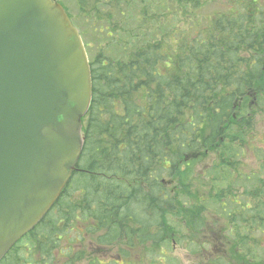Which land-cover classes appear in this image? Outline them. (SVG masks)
I'll list each match as a JSON object with an SVG mask.
<instances>
[{
  "label": "trees",
  "instance_id": "1",
  "mask_svg": "<svg viewBox=\"0 0 264 264\" xmlns=\"http://www.w3.org/2000/svg\"><path fill=\"white\" fill-rule=\"evenodd\" d=\"M181 1L193 10L186 29L169 24L159 0L80 1L94 34L90 47L81 32L92 79L82 154L51 210L0 264H74L104 248L158 243L166 229L160 209L170 205L162 176L175 174L181 185L192 164L186 156L220 137L230 142L225 155L234 141L245 143L264 105V0L204 26L193 19L201 0ZM250 51L257 73L243 56ZM251 99L259 108L237 121ZM258 219L264 223V212Z\"/></svg>",
  "mask_w": 264,
  "mask_h": 264
},
{
  "label": "water",
  "instance_id": "2",
  "mask_svg": "<svg viewBox=\"0 0 264 264\" xmlns=\"http://www.w3.org/2000/svg\"><path fill=\"white\" fill-rule=\"evenodd\" d=\"M92 95L77 29L54 0H0V260L57 200Z\"/></svg>",
  "mask_w": 264,
  "mask_h": 264
},
{
  "label": "rangeland",
  "instance_id": "3",
  "mask_svg": "<svg viewBox=\"0 0 264 264\" xmlns=\"http://www.w3.org/2000/svg\"><path fill=\"white\" fill-rule=\"evenodd\" d=\"M57 1L66 8L73 23L79 31L84 33V38H87L86 41L91 47L94 41V34L90 29L91 21L87 20L85 16L81 14V0ZM82 1L86 2V0ZM247 1L248 0H201L202 5H199V9L194 12L193 19H197V21H200L204 26L205 23L214 22L218 15L222 16L224 14V16H226L227 14H233L241 16L244 13ZM147 2L148 0H146V3ZM159 3L167 9L166 13L168 16L166 19H169V24L172 20H175L177 22L174 24L179 26V28L182 27L183 29H186L187 25L192 21L191 14L193 10L190 8L185 9L182 1L179 3V0H159ZM172 7L174 10H172ZM158 11L160 12L161 10L159 9ZM246 19L247 15L244 20ZM243 56L245 61L251 64L249 65V71L253 73L259 72L260 65L256 67V63L252 58V52H247V55ZM243 66L247 65H240L238 68L243 69ZM261 70L264 71V66ZM245 71H248V69L246 68ZM257 106L258 105L253 102L251 104V109H255ZM247 108L241 116L238 113L235 114L237 121L242 120L244 116L247 117ZM254 133L257 134V136L251 138ZM263 138L264 105L262 106V110H258V113L254 116L251 122L250 132L247 134L244 145H240L239 143L236 147L237 143L234 141L236 153L235 158H230L232 150L234 149L232 144L228 156H223L222 151H214L205 155L202 157L201 161L193 165L192 174L189 178L192 182L190 189L194 199L208 193V186L211 188L216 183V175L222 176L227 172L229 162L235 163L236 166H238L241 161L237 170H241L242 175L247 176V174H254L255 177L258 176L259 179L264 180V168L261 169V166L264 165V157L260 161L258 160L259 156L264 155V152L259 150L261 145H263L262 149L264 151ZM226 142H229V139H226ZM255 147L257 150L252 151V148ZM228 172L231 175L236 176V173H232L231 171ZM164 182L165 185L161 188L169 194V198L173 196L177 198V191H180V187L179 184H177L176 179L174 177H164ZM253 182L257 183L255 187H253ZM253 182H251L252 187H250L247 185V181L244 183L239 181L238 184L234 188H231L227 193L228 201L223 204L209 203L206 210L205 208H201L204 210V215H201L200 218H198V229L193 226L189 229V223L181 222L184 227L183 237L185 239L179 242V244L175 243L176 240L171 244V234H165V231V235H163V232L160 231V234L163 235V238L166 240L158 246L153 244L149 248L151 252L146 250L148 245L144 248L127 250L123 248V244L115 248H104L102 249L104 250L102 252L97 251L94 254H90L91 256H89V259L87 255L86 258H82L78 261L75 260L74 264H91L90 262H95V260L96 262L100 260L101 264H159L160 260L163 258H170V262L174 264H207L210 261L213 262L211 264H228V261L231 259L237 264H242L244 261V254L247 255L246 264H264V225L262 226L259 221L255 219L253 225H251L252 227H249V221L242 217L246 213L247 216L251 214L252 208L256 207V204H252L253 202L256 201L259 205L260 201H264V198H262V195L260 194L264 191V181L262 183L257 181ZM254 188L256 191V197H258L256 200L247 196V191ZM180 199L175 200L174 204L176 203V205H178ZM260 207L264 212V205H260ZM188 208V205L183 207V209ZM162 211L165 210L162 209ZM169 211L170 210H167L168 215L170 214ZM214 214L220 215L221 218L214 217ZM186 216L189 219V222L192 223L193 221H191L187 214ZM234 218H236V222L231 224V221ZM165 219L166 227H168L167 229L174 225V218L167 216ZM215 221H218L219 224ZM161 223L163 224V221ZM236 232L241 238L245 237V239H234L232 235ZM176 235H178V230L175 232V236ZM25 244L21 245L20 248ZM163 244L167 246L166 250H164V246H162ZM240 248H244V251L241 252L243 249L240 250ZM120 249L129 253L128 258L121 257L122 254L119 252ZM162 253H164V255H162ZM219 255H222L220 256L222 259L216 262ZM41 258L42 257L39 256L38 259ZM60 258L61 256L57 253L55 260L60 261Z\"/></svg>",
  "mask_w": 264,
  "mask_h": 264
},
{
  "label": "flooded vegetation",
  "instance_id": "4",
  "mask_svg": "<svg viewBox=\"0 0 264 264\" xmlns=\"http://www.w3.org/2000/svg\"><path fill=\"white\" fill-rule=\"evenodd\" d=\"M260 205L263 206V205H264V201H261V202H260Z\"/></svg>",
  "mask_w": 264,
  "mask_h": 264
}]
</instances>
